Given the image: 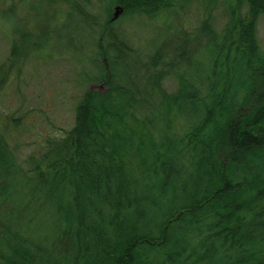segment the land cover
I'll return each mask as SVG.
<instances>
[{"label":"trees","instance_id":"1","mask_svg":"<svg viewBox=\"0 0 264 264\" xmlns=\"http://www.w3.org/2000/svg\"><path fill=\"white\" fill-rule=\"evenodd\" d=\"M172 1L109 0L108 13L117 4L125 14L156 18ZM235 1L202 0L207 20L204 14L198 30L184 35L200 36L199 47L205 38L206 60L188 74L212 79L205 92L176 75L174 92L155 89L162 93L157 106L123 91L110 67L124 72L133 51L104 29L101 56L113 53L116 64L88 80L105 92L84 93L66 134L44 137L40 156H29L27 176L0 131V264H264V209L252 215L238 196L251 188L264 204V54L254 27L264 0ZM218 3L227 20L216 32L210 20ZM197 49H175L170 67L189 62ZM11 56L1 66L0 90L26 54L13 44ZM160 61L152 57L145 67ZM233 173L238 188L222 182ZM242 202L245 214L233 211ZM239 217L252 221L239 227Z\"/></svg>","mask_w":264,"mask_h":264},{"label":"rangeland","instance_id":"2","mask_svg":"<svg viewBox=\"0 0 264 264\" xmlns=\"http://www.w3.org/2000/svg\"><path fill=\"white\" fill-rule=\"evenodd\" d=\"M180 1L173 0L169 7L157 12L159 15L156 18L143 13L125 14L122 10L115 21H110L118 6L112 5L108 13L109 0H0V78L4 75L2 64L6 68L9 65L8 57L13 60V44L26 54L17 62L18 71L12 70L0 90V131L6 136L9 149L19 162L17 169L23 176L30 173L29 156H40L41 146L45 144L44 137L64 136L72 127L75 106L84 93L105 92V87L100 82L88 80L104 69L108 72L109 69L106 68L110 61L116 64L112 61L113 53L101 56L103 50L98 41L104 29V32L109 30L127 42L133 51L130 65L124 72L121 66L110 67L114 70V73L110 72V76L111 73L113 78L116 76L117 83L125 88L123 91L132 93L139 100L156 104L158 96L162 94L160 90L170 94L179 87L175 75L198 84L202 92L208 90L212 85L210 77L205 80L188 75L193 68L195 70L196 63L201 59L206 60V55H203L207 45L205 38L204 46L199 47L200 43L203 44L200 36L185 39L184 35L198 30L204 14V19L207 20L209 8L207 4L203 7L202 0ZM228 1L237 4L235 0ZM73 4L85 14L79 15ZM242 7L240 13L245 11L244 5ZM226 20L227 14L222 4L218 3L212 10L210 23L219 32ZM254 27L259 53L264 54V14L257 17ZM22 35L26 36V41H21ZM27 41L31 44L30 50ZM184 45L191 48L197 46L198 49L189 62L180 60L177 64L175 61L176 65L170 67L175 49L181 46L183 48ZM187 49L189 52L188 46ZM156 55L162 61L156 62V67L146 68L152 57L157 58ZM185 55L190 57V54ZM132 61L136 67L132 66ZM160 74V81L153 76ZM156 88L160 90L155 92ZM216 90H221V86L216 87ZM178 123L181 127L182 120ZM180 131L183 133V127ZM194 141L197 142L198 139L194 138L192 144ZM231 176L233 182L229 176L222 177V182L230 180L238 188L237 184L241 183L239 173ZM241 194L243 195L239 198L243 197L252 206L254 212L251 214L260 215L262 212L259 209H264V204L258 194L251 188H243L238 196ZM18 201L21 202L22 198ZM232 209L238 214H245L243 202L235 204ZM251 221L246 217H239L236 225L244 227L246 222ZM49 232L51 234L53 231ZM38 237L45 243L49 242L48 236L38 234ZM199 240L195 244H199ZM214 241L216 239L210 238L207 244L212 246ZM230 264L237 263L233 260Z\"/></svg>","mask_w":264,"mask_h":264},{"label":"water","instance_id":"3","mask_svg":"<svg viewBox=\"0 0 264 264\" xmlns=\"http://www.w3.org/2000/svg\"><path fill=\"white\" fill-rule=\"evenodd\" d=\"M120 14V11H119V9L118 8H116V12H115V14H114V16H113V18H111V20L110 21H113L114 19H116L117 17H118V15Z\"/></svg>","mask_w":264,"mask_h":264},{"label":"bare ground","instance_id":"4","mask_svg":"<svg viewBox=\"0 0 264 264\" xmlns=\"http://www.w3.org/2000/svg\"><path fill=\"white\" fill-rule=\"evenodd\" d=\"M116 8H118L119 9V11H120V13H121V11H122V8L120 7V6H118V7H116ZM116 10V9H115ZM113 16H114V13H113V15H112V17L111 18H113Z\"/></svg>","mask_w":264,"mask_h":264}]
</instances>
